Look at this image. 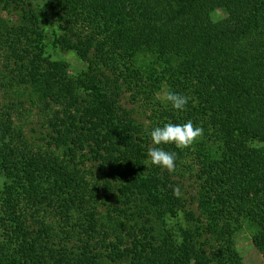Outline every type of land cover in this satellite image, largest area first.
<instances>
[{"label": "trees", "instance_id": "16d2710c", "mask_svg": "<svg viewBox=\"0 0 264 264\" xmlns=\"http://www.w3.org/2000/svg\"><path fill=\"white\" fill-rule=\"evenodd\" d=\"M39 1L0 0V264H242L244 223L264 260V0ZM46 15L79 74L47 56ZM188 120L192 145H160L175 170L152 165L151 130ZM146 215L186 227L156 241Z\"/></svg>", "mask_w": 264, "mask_h": 264}, {"label": "rangeland", "instance_id": "374dc122", "mask_svg": "<svg viewBox=\"0 0 264 264\" xmlns=\"http://www.w3.org/2000/svg\"><path fill=\"white\" fill-rule=\"evenodd\" d=\"M35 4L39 5V7L42 6L39 0H35ZM38 7V8H39ZM5 15V11H3L2 8H0V18H3ZM217 18L224 17V14L222 12H217L215 14ZM54 19L51 15H46L45 18H41V26L45 30V33L47 35V56L51 60L55 61H63L65 62L69 67V73L72 76H75L79 74L82 70L85 69V64L82 63L74 53L72 52H65L61 51L58 47L54 48L52 46V30ZM10 94H6L4 89L0 88V108L4 106V104H13L14 102H11L12 98H10ZM162 98L164 95L161 96ZM17 103V102H16ZM15 103V104H16ZM24 108H20L17 105L16 111H14L15 118L17 117L21 123H25V135L29 139L30 143L33 144H39L40 145V138L44 135L45 130L44 126L42 124V121L40 120V116L37 115V111L35 109H31V106L27 102H23ZM18 104V103H17ZM127 109L131 108V105H126ZM25 109V110H24ZM2 122V116L0 112V123ZM175 181V179H173ZM1 187V182H0ZM181 192L184 200L188 201L190 206V199L194 195V187L192 184V181H184L183 186H181ZM145 219H147L151 224L145 226L152 227L154 230L153 236L155 237L156 241L160 240L163 236L164 231H174L176 230V227L178 224H180L182 227H186V222L182 221V219L179 220V222H176L174 220H167L162 222V220H156L155 217H152V215L144 216ZM181 221V222H180ZM252 234L253 229L249 227L247 223H244L241 225V228L237 231L234 238L235 248L238 252L242 264H264V260L262 256L259 254V252L255 249V247L252 244ZM116 264H129L128 261L123 260L120 262H117Z\"/></svg>", "mask_w": 264, "mask_h": 264}, {"label": "clouds", "instance_id": "9594fccd", "mask_svg": "<svg viewBox=\"0 0 264 264\" xmlns=\"http://www.w3.org/2000/svg\"><path fill=\"white\" fill-rule=\"evenodd\" d=\"M189 98L179 93L169 91L166 94V102L175 110H184L188 104ZM203 129L199 126H194L191 120L186 123L174 124L165 123L163 126L154 127L150 132V137L153 145L148 149V158L154 166L167 169L172 172L176 168V153L165 151L160 145H175L179 149L187 148L192 145L197 138L202 136ZM177 192L179 189L176 190Z\"/></svg>", "mask_w": 264, "mask_h": 264}]
</instances>
